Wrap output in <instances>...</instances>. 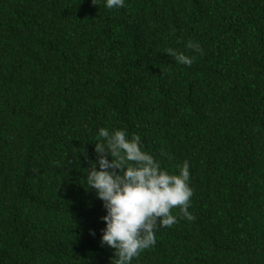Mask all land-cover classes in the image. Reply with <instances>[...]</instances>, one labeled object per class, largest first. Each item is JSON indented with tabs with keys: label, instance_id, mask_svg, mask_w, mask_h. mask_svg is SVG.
I'll list each match as a JSON object with an SVG mask.
<instances>
[{
	"label": "trees",
	"instance_id": "obj_1",
	"mask_svg": "<svg viewBox=\"0 0 264 264\" xmlns=\"http://www.w3.org/2000/svg\"><path fill=\"white\" fill-rule=\"evenodd\" d=\"M100 127L189 161L195 219L131 264H264V0H0V264H109Z\"/></svg>",
	"mask_w": 264,
	"mask_h": 264
},
{
	"label": "clouds",
	"instance_id": "obj_2",
	"mask_svg": "<svg viewBox=\"0 0 264 264\" xmlns=\"http://www.w3.org/2000/svg\"><path fill=\"white\" fill-rule=\"evenodd\" d=\"M97 0H92L95 4ZM108 9L120 8L125 0H103ZM185 48L192 54L175 48L165 53L176 63L190 66L196 54L203 55L198 41L188 39ZM94 161L83 168L85 189L94 191L102 202L104 214L99 217V243L112 251L109 264H131L134 257L155 244L156 230L171 227L177 220L172 213L178 207L188 221L195 219L189 211L193 188L190 186L189 161L176 165L175 171L161 166V161L143 149L137 133L127 134L123 128L97 129ZM162 155H167L161 152ZM87 160V157L85 156ZM90 236H95L92 229Z\"/></svg>",
	"mask_w": 264,
	"mask_h": 264
}]
</instances>
